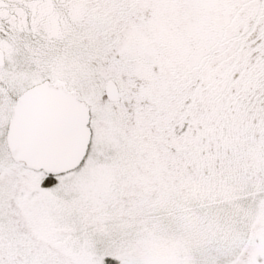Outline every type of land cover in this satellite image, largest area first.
I'll return each instance as SVG.
<instances>
[{"label": "snow or ice", "instance_id": "snow-or-ice-1", "mask_svg": "<svg viewBox=\"0 0 264 264\" xmlns=\"http://www.w3.org/2000/svg\"><path fill=\"white\" fill-rule=\"evenodd\" d=\"M0 264H264V0H0Z\"/></svg>", "mask_w": 264, "mask_h": 264}]
</instances>
